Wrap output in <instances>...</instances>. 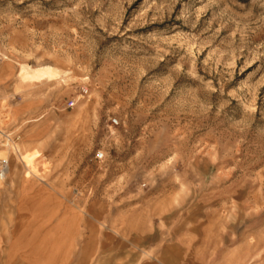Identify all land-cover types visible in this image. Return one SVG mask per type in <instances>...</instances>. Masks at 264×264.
<instances>
[{
  "label": "rangeland",
  "instance_id": "1",
  "mask_svg": "<svg viewBox=\"0 0 264 264\" xmlns=\"http://www.w3.org/2000/svg\"><path fill=\"white\" fill-rule=\"evenodd\" d=\"M0 129L4 186L54 188L91 264H264V0H0Z\"/></svg>",
  "mask_w": 264,
  "mask_h": 264
},
{
  "label": "crops",
  "instance_id": "2",
  "mask_svg": "<svg viewBox=\"0 0 264 264\" xmlns=\"http://www.w3.org/2000/svg\"><path fill=\"white\" fill-rule=\"evenodd\" d=\"M35 110L25 107L17 113L23 117ZM84 222L71 219V206L50 186L25 180L14 187L0 181V233L10 223L6 246L0 248V264H91L93 251L99 249L92 248L94 233L82 232ZM175 251L174 264H184L183 248ZM186 264L231 263L222 253L208 260L189 259Z\"/></svg>",
  "mask_w": 264,
  "mask_h": 264
},
{
  "label": "bare ground",
  "instance_id": "3",
  "mask_svg": "<svg viewBox=\"0 0 264 264\" xmlns=\"http://www.w3.org/2000/svg\"><path fill=\"white\" fill-rule=\"evenodd\" d=\"M60 75L59 71L52 66L32 68L30 66L22 67L19 76L22 81L25 82H39L43 80H54ZM0 134H5L4 131L0 129ZM10 171V169H9ZM0 181H4L0 178Z\"/></svg>",
  "mask_w": 264,
  "mask_h": 264
},
{
  "label": "built area",
  "instance_id": "4",
  "mask_svg": "<svg viewBox=\"0 0 264 264\" xmlns=\"http://www.w3.org/2000/svg\"><path fill=\"white\" fill-rule=\"evenodd\" d=\"M88 88L83 87L81 94L78 97H72L70 98L66 104L65 107L66 108H74L77 105V102L79 100V97H84L88 94ZM111 120V125H118L119 124V120L116 117H113L110 119ZM95 157L98 160H102L104 158V152L99 150L96 152ZM9 169H10V159L9 158H0V178L5 179L9 173Z\"/></svg>",
  "mask_w": 264,
  "mask_h": 264
}]
</instances>
